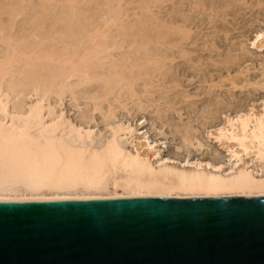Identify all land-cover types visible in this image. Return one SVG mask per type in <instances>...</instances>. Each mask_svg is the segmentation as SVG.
I'll list each match as a JSON object with an SVG mask.
<instances>
[{
  "label": "rangeland",
  "instance_id": "rangeland-1",
  "mask_svg": "<svg viewBox=\"0 0 264 264\" xmlns=\"http://www.w3.org/2000/svg\"><path fill=\"white\" fill-rule=\"evenodd\" d=\"M112 1L0 0V87L2 98L8 97L9 112H13V107L22 112L41 101L45 122L59 117L78 128L90 129L98 137L96 143L109 134L111 125L129 126L130 131L119 135L124 146L132 152L148 153L154 165L192 168L196 162L204 165L209 161L220 166L218 172L227 173L245 161L249 163L252 155L242 156L236 163L229 160V150L236 146L231 141L217 140L215 135L226 124L227 116L243 114L251 108L258 112L264 106V45L259 47L255 41V35L264 29V0H115L117 4ZM58 17H67V23ZM164 23L167 28L171 25L180 29L167 31ZM76 39L80 40L78 45ZM162 53L169 57L165 67L151 65L145 73L137 74L139 69L134 63H143L146 56L159 61ZM20 54L23 62L27 59L24 66L22 61L18 62ZM98 56L106 58L101 61L103 67ZM11 57L17 59L11 61L15 66L9 62ZM110 61H119L115 72L122 79L114 76L118 84L110 92L112 95L100 81L110 69ZM4 63L19 71L6 68ZM29 64L40 69L33 70ZM57 64L72 72L92 68L100 78L79 83L76 76H71L68 82L55 85L56 81L55 88L40 98L44 86L38 83L39 89H43L36 95L32 86L38 80L43 82V75H51ZM25 76L29 81L30 77L35 80L32 86H28L27 77L26 84L23 82ZM235 78L238 82H234ZM58 88L64 90L61 96L55 92ZM209 112L213 117H207ZM187 130L192 144L183 142Z\"/></svg>",
  "mask_w": 264,
  "mask_h": 264
},
{
  "label": "bare ground",
  "instance_id": "bare-ground-1",
  "mask_svg": "<svg viewBox=\"0 0 264 264\" xmlns=\"http://www.w3.org/2000/svg\"><path fill=\"white\" fill-rule=\"evenodd\" d=\"M113 1L116 2L117 0L116 1L113 0ZM72 7L74 8V6ZM215 8L217 7L215 6ZM0 9H2V7ZM44 10L39 12H44ZM61 14L64 15L65 13L64 14L61 13ZM72 14L73 13H71L70 16H72ZM58 18H59L58 20L67 23L66 21L67 17L64 18L58 17ZM34 19H36L35 21L37 22L39 17L37 16ZM69 19L70 21H72L71 17ZM162 25H165V23ZM166 26L167 25H165V27ZM175 27L177 26L171 27L170 25V28L169 27L166 28L167 31L169 29L170 30L177 29L178 32V29L180 28H175ZM184 29L186 30V28ZM184 29H181V31ZM255 41L257 46L259 47L264 45V29L255 35ZM77 42H80V40L76 39V44ZM163 42L166 43L165 40H163ZM25 49L27 48L25 47ZM18 56L20 57L21 54ZM100 58L101 56H98V60L100 61L99 64L101 65L102 63L101 61L106 60V58L104 59L103 57L101 58V60ZM11 59L12 60H10L9 62L17 61V59L14 60L13 57H11ZM19 59H21V57L18 58V60ZM154 59L156 58L154 57ZM167 59H169V57L165 53L161 54L159 61L153 60L151 59V57L146 56L143 60V63L139 65L137 63L136 64L134 63V66L137 67V70L139 69L137 71V74L138 72H140L139 74H141L142 71L143 74L145 73L144 71L146 70L147 66L150 68L151 65H154L153 67L155 66L156 67L162 66V68L165 67L164 62H166ZM25 60L27 61V59ZM25 60L24 62H26ZM21 61L22 59L18 62ZM30 61L33 62L34 60H30ZM124 61L125 60H123L122 63L123 65H124ZM12 62L10 63L11 65L13 64ZM24 62L23 61L21 62L23 66H24ZM91 62H93V59ZM5 63H7V61ZM35 63L36 62H34V65ZM118 63L115 62H112V64L110 63L111 64L110 69L106 72L107 74L105 73L106 75L101 76V78L100 76L98 77V75L96 76V72L92 68H90L92 69V72H90L89 71L90 69L88 70L87 68L86 69L79 68L77 72H72V71H66V69L65 70L61 69L62 67H60L57 64L55 66H59L60 68H56L55 66H53L55 69L52 70L51 68L52 70L51 75L46 74L47 77L44 75L43 77L40 76L42 77L43 82L41 80H38L36 84L34 83L35 80L31 79V77L29 81V78L27 77L28 75L25 76V78H23V82L28 78V82H31L28 83L27 81H25L27 82V84H29L28 86L30 85L32 86L33 85L32 82L35 84L32 86L35 95L39 94L40 89L41 88L43 89L44 86V89L43 90L41 89L43 94L40 92L41 94L40 98H42V95H44V93L46 94V92L52 90V88L54 87L53 84L56 81L58 82V84L55 85H59L63 81L68 82L67 79H70L69 77L71 76H76L79 80L77 82L79 83L91 82L92 80L100 78V81L102 79V83L105 91L107 93H110L112 92L113 88L118 84L117 81L120 79V77L116 76L117 75L116 72L118 71L115 72L116 68L119 66ZM8 64H5L6 68ZM15 64L16 63H14L13 65L15 66ZM11 65H9L8 67L10 69L12 67L14 68V66ZM29 67H33V66H30L29 64ZM38 67L39 66H37V68ZM2 68H4V66H2ZM34 68H36V66L33 67V70ZM48 68L50 69V67ZM10 69L8 70L9 71L8 73H10ZM21 69L24 70V68ZM21 69L20 71L23 74L22 72L23 70ZM25 69L27 68L25 67ZM11 70L15 72L16 70L19 71L18 69L16 70L11 69ZM37 72L38 71H36V73ZM95 76L97 78H95ZM114 76H116L118 80ZM236 78L235 80L232 79V83L233 80L234 82L238 80V78L237 80ZM58 79L60 80V82L58 81ZM121 80L122 79H120V81ZM15 81L16 80H14V82ZM38 83L43 85V86L40 85L41 86L40 89ZM128 83H130V80ZM25 86L26 85H24V87ZM55 90L54 91L60 96L61 93L64 91L63 89L59 90V88H58L59 91H57V89ZM105 91H104V96H106ZM97 97L98 95L94 96V99L96 100L93 99V96L92 99L91 98L90 99L94 100L95 103H97L96 102L98 101ZM7 98L6 97L5 99L2 98V92L0 87V199L99 198V197L140 196V195H159V196H194V195L204 196L205 195L206 196V195L264 193V171H263L264 168H262L264 164V106L262 110L258 112L253 110V108H251L248 111L244 112L243 114L238 113L233 117L227 116V119L225 121L226 124L218 128L215 138L217 140L231 141L233 142V146H236L235 149L231 148L229 150L230 152L228 153L230 158L229 160H234L236 163L242 159V156L252 155L249 160V163L253 164V162L254 163L256 162L255 164L250 165L246 161L244 163V161L242 160L243 161L242 163H244L242 166H238V168L236 167V169L234 168L235 170L232 171L230 170L231 172L224 173L223 171L218 172V168H220L219 165L215 164V162L213 164L212 162L209 161L204 163V165L203 163L196 162L195 167L192 168L191 167L183 168V167L171 166L166 164L154 165L151 162L148 153H141L138 150L132 152L129 149L127 150L126 147L124 146L119 135L121 132L125 133L126 131H130L129 126H123V124H118L114 126L111 125L109 134L103 138H99L98 142L96 143L94 142V140L97 139L98 137L90 129L78 128L72 125L71 123H67V121L63 122L61 121L62 119L61 120L57 119L59 117L57 118L55 117L56 120L52 118L50 122L47 121L45 122L43 115L44 107L42 106L43 104L42 105L40 104L41 102L40 100H39L40 102L29 105L28 108L26 110H23L22 112L20 108H19L20 110H18L17 107H13L12 109L13 112L11 110L12 113H10L7 106L8 103ZM18 106L20 107V105ZM94 107L95 106H93L92 109ZM97 107L99 108L100 111L101 110L100 105ZM101 112H103V110ZM209 114L207 117L210 118L213 117L214 115L211 112H209ZM184 134L185 136L183 137L184 138L183 142L190 144V142L192 141L191 140L192 137L190 136L189 131L187 130V132H184ZM92 142L96 144H93ZM184 145L187 146V144Z\"/></svg>",
  "mask_w": 264,
  "mask_h": 264
},
{
  "label": "water",
  "instance_id": "water-1",
  "mask_svg": "<svg viewBox=\"0 0 264 264\" xmlns=\"http://www.w3.org/2000/svg\"><path fill=\"white\" fill-rule=\"evenodd\" d=\"M0 264H264V193L0 199Z\"/></svg>",
  "mask_w": 264,
  "mask_h": 264
}]
</instances>
